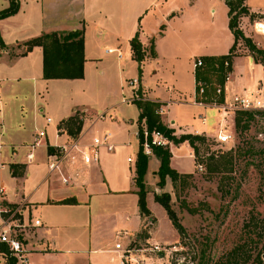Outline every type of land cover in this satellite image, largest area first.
I'll return each instance as SVG.
<instances>
[{
	"label": "crops",
	"instance_id": "0c3cea01",
	"mask_svg": "<svg viewBox=\"0 0 264 264\" xmlns=\"http://www.w3.org/2000/svg\"><path fill=\"white\" fill-rule=\"evenodd\" d=\"M19 1L18 13L0 19V35L7 46L5 49L0 48V173L4 171L7 176V181L4 180V176L0 178V185L4 187V196H2L5 200L4 204L9 206L22 204L25 208L24 220L29 223L31 221L23 232L31 264H121L120 251L115 250L119 233L123 235L124 246H127L133 238L141 240V234L146 230L148 233L145 235L146 241L159 242V237L153 228L154 218L140 212L139 187L134 179L140 147L137 132L141 108L133 103L137 107L135 117L130 113L132 106L123 102L125 96L130 97L133 94V90L130 89L127 91L128 95H120L108 105L98 108V111L91 109L87 103L77 101L60 103L56 110H48L47 108L51 107L50 83H74L83 78L45 79L43 47L34 46L32 50L23 54L24 43L43 33L83 29L86 59L84 70L89 61L98 63V56L103 54L115 53L121 67L130 68L131 61H134L137 69L130 78L138 77L139 92L147 99L161 103L165 111L161 115L163 121L177 126L185 133L202 135L214 130L222 113L214 105L198 101L194 60L204 56L226 55L230 52L235 39L229 27V15L225 31L229 33L230 39L229 45L223 51L212 44L211 36L206 37L207 24L203 19L184 16V9H191V13L197 11L192 2H188L184 8L163 12L161 15L159 10L158 14L153 12L150 16L148 15L152 7L147 3L139 8L133 23L125 25L123 34L121 32L116 35L112 33L111 27L120 13H118V5L112 0ZM0 3L1 7L4 6L3 9L10 4L9 0H0ZM246 4L248 5L247 0ZM248 7L251 14H257L259 18L264 19L262 17L264 13L253 10L249 5ZM227 8L229 13V7ZM162 16L167 17L168 22L174 25L175 34L171 40L167 38L166 29L162 30V27L166 26ZM120 20L123 22L122 13ZM258 27L264 26L258 24ZM240 28L243 29L242 26ZM137 32L147 51L141 70L138 61L133 58L131 47V40ZM151 38L154 41L155 57L149 52ZM108 49L113 51L108 52ZM242 58V56L234 57L235 69L231 72V82L228 83L227 89L229 96L242 93L245 86L260 84L263 78L262 64L251 62L252 57ZM183 62L189 65L191 75L188 89L179 76ZM236 73H243L245 76L239 79L235 76ZM130 78L125 82L126 85ZM42 92L46 93V107L38 105ZM31 100H33V122L29 125L26 134L23 131L24 121L27 119L26 108L27 105L31 106ZM173 106L183 108L188 112V116H185V111L182 115L172 114L170 110ZM78 110L92 115L94 119L85 121L84 134L77 139L85 144L91 142L97 135L110 132L115 150L108 151L104 147L101 148L98 163L86 165L81 160L71 164L66 163V170L70 174L72 172L74 178L65 184L59 172H49L48 147L67 141L66 135L57 134L59 124ZM102 114L105 116L100 118ZM196 114L199 118L194 117ZM47 117L52 118L51 123L47 122ZM189 117L193 124L180 125V122L186 121ZM196 119L198 123L195 122ZM99 121L108 127L103 130L95 128ZM12 123L17 126L16 133L20 137L16 141L12 139L13 137H8L10 135L8 129L13 126ZM40 130H46L47 136L41 138L40 145L32 149L31 144L35 142ZM131 133L136 139L137 153L134 157H128L127 162H134L133 174L128 167L115 168L109 160L110 152H115L121 146L132 145ZM3 139L6 140L5 145L2 143L5 142ZM41 146L45 148V159H41V153L38 151V147ZM5 147L9 150L4 155ZM169 147L172 153L171 167L181 174L194 173L195 168L185 171L173 163L175 149L186 147L196 165L194 149L190 143L184 141L178 145L170 141ZM30 151L35 153L32 161L27 157ZM148 157V169L145 175L147 196L155 198V195L160 194L163 189L158 185L157 174L161 162L155 153ZM150 177L153 187L149 185ZM168 183L169 181L166 185ZM128 199L132 205L131 202L129 205L126 203ZM132 216L135 217L133 224ZM36 219L41 221L38 226L33 225ZM126 224L125 229L120 228L121 225ZM111 231L114 233V238L106 239ZM107 257H109L108 261ZM0 264H8L7 256L1 252V249Z\"/></svg>",
	"mask_w": 264,
	"mask_h": 264
},
{
	"label": "rangeland",
	"instance_id": "374dc122",
	"mask_svg": "<svg viewBox=\"0 0 264 264\" xmlns=\"http://www.w3.org/2000/svg\"><path fill=\"white\" fill-rule=\"evenodd\" d=\"M112 1L118 5V13L120 15L122 13L123 18L122 22L120 15L116 16L117 20L113 22L111 27L113 34L119 35L121 32L123 34L125 25L133 23L139 8L147 3H150L152 7L148 15L150 16L159 10L160 15L163 12H172V10L184 8L188 2H192L197 11L191 13V9H184V16L203 19L207 24L206 37L211 36L212 44L220 47L219 50L225 51L224 49L229 45L230 35L225 31L228 16L227 0ZM247 3L253 10L256 9L264 13V0H247ZM241 4L247 7L248 12L239 18V26L243 27L242 31L245 36L250 38L258 48L264 49V33L256 29V22H264V19L259 18L257 14L250 13L246 0H243ZM3 7L0 3V10ZM243 17L247 18L244 19ZM108 18L114 17L108 16ZM162 19L167 26L162 30L166 29L167 38L171 40L175 34L174 25L168 22L167 17L162 16ZM149 41L151 42L152 38ZM97 53L100 54L99 51ZM232 56L233 70L235 69V56L252 57V62L262 64L264 67V56L251 50L243 38L237 39ZM98 57V63L92 61L87 63L83 79L74 83H50L51 98L49 102L51 107L47 108L48 110H56L60 103L77 101L87 103L91 109L98 111V108L108 105L120 95H128L127 91L132 87L127 86L125 82L135 73L137 64L131 61L130 68L121 67L115 53L103 54V56L99 55ZM247 64L249 65V63ZM179 76L188 89L191 83V75L189 65L186 62L182 63ZM235 76L240 79L245 74L236 73ZM213 80H216L215 76ZM260 82L262 85L264 75ZM208 89L211 91L210 86ZM45 96V92L40 94V103L38 104L40 107L47 106ZM216 96L218 97V94ZM126 104L132 106L130 113L136 117L137 107L135 104ZM217 105L221 106L222 104L217 103ZM26 111L27 119L24 121L25 129L23 131L27 134L29 125L33 122V100H31V106L28 107L27 105ZM184 111L178 106H173L170 110L175 115H179V113L182 115ZM240 111L243 110H231L228 115L221 116L211 133L202 134L205 136V140L196 143L198 146L197 153L194 150L196 165L186 147L176 148L174 151L173 163L185 171L195 168V172L185 177L183 182L179 181L176 187L168 177L169 183L163 187L160 193L168 192L171 194V207L185 226L186 234L181 237L169 219L165 208L153 196H147V206L151 211V217L154 218L153 228L156 230L159 242L156 240L146 241L147 230L141 234V240L131 239L127 243V247L131 251L126 253L130 258L128 262L125 261L126 264H264V111H247L253 114V119L249 120L244 116L241 127H237L236 117ZM78 112L83 121V127L85 121L94 119L88 113L81 110ZM220 112L223 110L220 109ZM14 113L16 123V107ZM185 116H188V112L185 113ZM194 117L199 118L197 114ZM191 118L193 117L191 116ZM191 118L180 122V125L193 124ZM161 120L171 134L177 138L183 134H192L179 130L175 125H169V122L165 123L162 116ZM195 122L198 123L197 119ZM16 127L13 124L8 129L10 134L8 137H13L12 139L15 141L20 138L19 134L16 133ZM83 127L79 136L84 134ZM96 127L103 130L108 126L99 121ZM223 129H229L234 138V141L226 146H221L217 142V135ZM21 134L23 136L22 131ZM130 140L132 145L121 146L115 152H110L109 160L115 168L128 167L133 174L134 162H127L128 157H134L137 153L136 139L133 133H131ZM3 141H5L2 142L5 145L6 140L3 139ZM172 142L179 145V143ZM8 150L6 147L3 148L4 155ZM38 151L41 153V159H45V148L43 146L38 147ZM212 156L220 164V169L217 171L209 169L210 157ZM198 164H202V171L198 170ZM0 174V178L4 176V180L7 181L5 172L1 171ZM148 181L149 185L153 187L150 183L152 182L151 177ZM130 202L128 199L126 203L129 205ZM0 203L3 206H8L4 204L3 198H0ZM20 206L23 205L10 204L12 209ZM134 222L135 217L132 216L131 223ZM126 226L127 224L121 225L120 228L125 229ZM106 237V239L114 238V233L111 231ZM155 244H159V250L155 249ZM108 260L109 257H107Z\"/></svg>",
	"mask_w": 264,
	"mask_h": 264
},
{
	"label": "trees",
	"instance_id": "16d2710c",
	"mask_svg": "<svg viewBox=\"0 0 264 264\" xmlns=\"http://www.w3.org/2000/svg\"><path fill=\"white\" fill-rule=\"evenodd\" d=\"M243 0H227V5L229 7V27L234 35V44L232 45L230 52L226 55L221 56H204L203 65L196 68L195 77L197 83V91L199 90L200 83H206L208 85L206 93L203 97V101L206 103H211L216 101L217 103L224 102V93L216 96L217 86L221 85L224 87L227 73L233 71L231 54L237 43L238 38H243L246 44L251 50L264 56V49L258 48L250 38L245 36L244 32L239 26V18L248 12L247 7L242 6ZM10 4L8 7L0 10V19L9 17L18 13L20 9L19 0H9ZM163 29V27H162ZM26 54L28 51L32 50L34 46L43 47V77L45 79H80L84 77V63H85V53H84V30L75 29L70 31H53L49 33H43L40 36L32 38L24 43ZM7 46L0 35V48L5 49ZM131 47L133 58L138 61L141 70V64L146 57V49L143 46L140 38L139 32L131 40ZM150 55L155 57L156 52L154 49V41H151ZM228 62V66L225 65ZM216 80H213V77ZM209 86L211 91H209ZM198 100L200 98L198 97ZM140 108L141 113L139 115V128H140V147L137 154V160L135 164V183L139 187V201L138 205L140 212L144 215H151V211L147 206V188L145 183V175L148 169L149 157L144 153L143 150V123L146 124L148 130L152 131L158 129L164 132L167 137L174 141L175 143H182L188 141L190 145L194 148L195 153L198 151V146L196 143L203 142L205 136L200 134H183L181 137L177 138L173 136L168 129V127L162 122L161 115L157 113V110L161 107V103L145 99L137 100L135 102ZM246 116L249 120L253 119V114L247 111H240L236 117L237 127H241L242 119ZM248 120V121H249ZM248 125L246 124V127ZM60 128H64L67 133L76 138L79 136L83 121L79 116V112L76 111L74 115L69 118L62 120L59 124ZM244 127V126H243ZM49 151H53L54 148L49 146ZM154 153L160 159V167L157 171L159 182L158 185L163 188L166 185L167 178L173 182L174 186H177L179 181L183 182L185 177L191 174H181L170 165L172 153L169 147L154 146ZM211 162L209 164V169L211 171H217L220 169V164L215 157H210ZM12 168L14 165L11 166ZM155 200L158 201L166 210L169 219L171 220L173 226L176 228L177 232L181 237L186 234V228L181 223L180 219L171 207V194L168 192H163L155 195ZM1 252L7 256L8 264H18L17 259L10 255L8 247L1 243Z\"/></svg>",
	"mask_w": 264,
	"mask_h": 264
},
{
	"label": "built area",
	"instance_id": "2783aa9c",
	"mask_svg": "<svg viewBox=\"0 0 264 264\" xmlns=\"http://www.w3.org/2000/svg\"><path fill=\"white\" fill-rule=\"evenodd\" d=\"M258 24H262L264 26V22H256V29L264 33V27H258ZM108 52H112L113 50L108 49ZM203 65V59L197 58L194 60V67H200ZM225 65L228 66V62H225ZM231 82V72L227 73L224 87L221 85L217 86L216 94L220 95L223 91L224 93V102L220 103L221 106L217 105V102H211L209 104L214 105L217 108L223 110L222 117L228 115L231 110H243V111H255V110H263L264 111V82L262 85H249L245 86L242 93H234L231 96L228 95V83ZM127 85L132 87L133 94L130 97H125L123 102L126 103H135L137 100H145L147 99L143 93H140V79L138 77L131 78ZM198 92V97L200 98V102L203 101V97L206 93V89L208 85L206 83H200ZM219 109V110H220ZM157 113L162 115L165 113L163 107L161 106ZM105 114L101 115L103 118ZM220 116V117H221ZM47 122L51 123L52 118L47 117ZM143 129V150L147 156H150L154 153V146L161 147H169L170 139L167 135L158 130L154 129L152 131L148 130L145 123L142 124ZM57 134L60 136L66 135L67 141L58 144L55 146H51L54 148L53 151L48 152L47 154V166L49 172H59L62 175L63 182L68 184L69 181L74 178L73 173L71 174L66 170V163H74L78 160H81L82 163L86 165H90L92 163H98L100 161L101 148H106L108 151L115 150L114 144L111 142V134L110 132H106L103 135L95 136L91 142L89 143H81L77 137L74 138L70 136L64 128H58ZM47 136L46 130H40L37 134L36 140L33 144H31L32 149L40 145V139ZM137 136L140 140V128L137 132ZM234 141L233 134L229 129H223L217 135V142L221 146H226L231 144ZM140 142V141H139ZM27 157L30 161L34 160L35 153L30 151L27 154ZM131 160V158H129ZM198 170L202 171V164H198ZM77 176V173L75 174ZM4 194V187L0 185V198L2 199V195ZM24 211L25 208L20 206L16 209L10 208V206H3L0 203V243L5 244L10 254L13 255L17 259L18 264H31L28 257V249L24 242V228L30 225L29 222L24 220ZM41 224L39 219L33 221V225L38 226ZM118 241L115 244V250L120 251L121 254V264H126L129 261V256L126 253H129L131 250L123 245L122 238L123 235L119 233L117 235ZM155 249H160L159 244H155Z\"/></svg>",
	"mask_w": 264,
	"mask_h": 264
},
{
	"label": "bare ground",
	"instance_id": "6f19581e",
	"mask_svg": "<svg viewBox=\"0 0 264 264\" xmlns=\"http://www.w3.org/2000/svg\"><path fill=\"white\" fill-rule=\"evenodd\" d=\"M250 61L252 62V59L250 58Z\"/></svg>",
	"mask_w": 264,
	"mask_h": 264
}]
</instances>
